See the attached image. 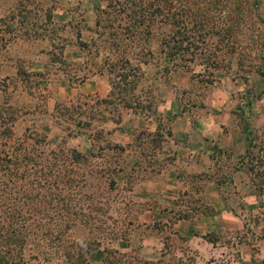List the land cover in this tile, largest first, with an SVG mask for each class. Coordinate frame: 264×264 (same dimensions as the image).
<instances>
[{
	"label": "rangeland",
	"instance_id": "374dc122",
	"mask_svg": "<svg viewBox=\"0 0 264 264\" xmlns=\"http://www.w3.org/2000/svg\"><path fill=\"white\" fill-rule=\"evenodd\" d=\"M104 8L105 3L102 0H0V22L9 21L12 29L21 30L20 24L23 21L25 22L23 33L33 26L45 29L39 31L44 35L43 38L36 39L34 34L29 37L21 36L1 52L0 118L2 117L5 123L13 122L15 140L32 135L46 141L49 151L66 147L89 158V162L87 164L83 162L79 168L80 175L86 176V191L94 194V197L92 196V200L84 199L83 202H79L84 205L85 217L72 228L66 240L68 238L73 242H86L85 246L88 248L86 258L89 264H249L253 260L246 258L249 255L245 250L255 246V251L264 246V203L250 204L252 195L264 199V76L259 71V66L264 70V54L257 51L254 55H246L244 67L238 64V62L241 64L240 56L230 55L223 68L214 73L211 71V74L204 71L205 68L200 67L198 62L195 64L194 72L180 69L163 77L154 85L155 68L153 66L146 68L151 79L150 85H153L150 101L155 107L152 112H147L141 117L148 116L160 120L161 131L157 135L159 138L153 141L145 136L146 133L140 135L141 143L138 142L136 145L141 148V153L146 159L142 161V169L147 165L151 169L154 167V164L147 160L155 155V147L168 136L174 119L169 116L158 117L157 108L161 100L158 89L161 86L167 90H174L184 110L189 112L212 103L213 97L233 96L232 130L236 134L244 135L249 141L248 156L241 162V165L246 167V180L249 183L241 190H234L235 186L232 185L226 194L229 209L244 216L245 230L233 238L219 240L217 237H211L210 241L217 247L214 256L206 249V242L209 240L192 243L190 238L176 234L174 215H169L167 222L156 224H142L137 221L138 214L149 208L142 206V203L134 198L131 185L124 191L120 190L118 180L122 175L119 172L121 168L126 167L124 153L113 150L117 145L111 141V131L114 127L112 115L106 107L97 108L94 103L95 100L109 98V95L105 97V91L109 94L111 91L109 80L105 77L106 82L100 80L99 87L103 90L101 95L73 94L69 87V79L62 72L71 73V68L57 63L51 64V55L57 53L53 44L58 46L62 44L65 45L64 58L73 68L81 69L85 66V53L80 47V42L91 43L92 40H97L95 24L98 14ZM50 15L53 21L48 22ZM11 18L16 21H11ZM257 29L263 34L264 39V25L260 23ZM39 60L48 62L47 71H34L39 66ZM102 60L99 58L97 62ZM248 63L257 64L258 67L251 69ZM21 71L31 74L50 72V84L46 78L21 77ZM87 97L93 108L88 107L85 110L87 116L81 120L91 123L92 128L77 131L73 127L70 128V132L67 131L69 126L58 120L56 108L71 101L86 100ZM8 106L15 111L12 116L18 117L15 121L9 118L12 113L7 109ZM127 115L134 114L124 115L123 122ZM4 121H0V134L5 128L2 123ZM1 136L0 159L5 153L11 155L10 147L13 146L11 143L7 147L5 145L7 139ZM140 159L143 160L141 157ZM125 169L127 171V168ZM128 172L123 175H129L130 184H135L142 177L150 175L143 174L142 170ZM28 177L34 179L33 175ZM27 182L28 179L20 181V185ZM242 182L244 183V180ZM44 192L42 195H49L45 190ZM200 193L198 191V195ZM42 200L49 202L44 196ZM191 202L193 196L183 197L179 204L183 209L175 210L176 217L192 215L191 211L196 209ZM208 212L210 210L200 209L199 213ZM46 214L51 216L52 213L43 212L42 216ZM57 215L65 216L66 213ZM33 216L39 218L41 215L35 213ZM56 230L57 227L52 226V231ZM147 240L156 243L158 253L155 256L143 257L141 250ZM249 250L253 251L250 248ZM43 252L45 251L41 245L34 251L27 249L26 262L44 264L42 258L39 261L31 260L32 254L40 255Z\"/></svg>",
	"mask_w": 264,
	"mask_h": 264
},
{
	"label": "trees",
	"instance_id": "16d2710c",
	"mask_svg": "<svg viewBox=\"0 0 264 264\" xmlns=\"http://www.w3.org/2000/svg\"><path fill=\"white\" fill-rule=\"evenodd\" d=\"M102 1L105 8L95 24L97 40L80 42L85 66L73 68L64 58L62 44H53L57 53L51 55V64L71 68V73L62 72L75 89L94 77L107 78L111 86L109 98L94 103L97 108L106 107L117 126L123 123L126 114L145 116L152 112L153 85L173 72L180 69L194 72L195 64L200 62L199 66L211 74L222 69L230 55L240 56L238 64L244 67L246 55L257 51L264 54L263 34L257 29L260 23L264 25V0ZM48 18V22L53 21L52 15ZM9 25V21L0 22V54L21 36L44 37L39 32L45 30L43 27L33 26L23 33L25 22H21V30ZM99 58L102 62H97ZM248 64L251 69L258 67ZM150 66L155 68L153 85L146 70ZM259 71L264 76L260 66ZM20 76L46 78L50 84L51 73L21 71ZM88 98L56 108L58 120L69 126L67 131L73 127L77 131L92 128L91 123L81 120L87 116L85 110L93 108ZM7 109L12 113L10 119H18L12 116L15 111L11 106ZM0 121H4L2 117ZM7 122H2L5 128L0 135L7 139V147L11 143L13 146L11 155L5 153L0 159V264H28L26 250H37L38 245L45 252L32 254L33 261L42 258L44 264H89L86 242L66 240L72 228L85 217L84 205L79 202L94 197L86 191V176L80 175L79 168L89 158L66 147L49 151L46 141L32 135L15 140L13 122ZM113 150L126 151L120 146H114ZM32 175L31 180L28 176ZM26 179L27 184L20 185ZM44 190L48 196L42 195ZM43 196L49 202L42 200ZM43 212L52 214L42 216ZM35 213L41 216L35 218ZM52 226L57 230L52 231Z\"/></svg>",
	"mask_w": 264,
	"mask_h": 264
},
{
	"label": "crops",
	"instance_id": "0c3cea01",
	"mask_svg": "<svg viewBox=\"0 0 264 264\" xmlns=\"http://www.w3.org/2000/svg\"><path fill=\"white\" fill-rule=\"evenodd\" d=\"M38 62L39 66L34 71H47L48 62ZM100 80L106 82L104 77L97 76L77 89L70 85L69 87L73 94L101 95L103 90L99 87ZM164 88L166 87L161 86L158 89L161 99L157 108L158 117L169 116L174 119L169 129L171 137L166 136L160 145L155 147V155L147 160L154 164L152 169L148 165L144 169L141 168L142 161L146 159L136 144L141 143L139 138L143 133L147 134L145 136L149 140L158 139L157 135L161 131L160 120L154 117L127 115L121 125L113 123L111 141L126 149L123 159L127 171L125 168L120 169L119 174L122 176L118 185L122 191L131 185L134 198L140 201L142 206L149 208L138 214L139 223L167 222V217L174 215L176 234L190 238L192 243L209 240L206 242V249L215 256L217 247L210 241L211 237H217L219 240L233 238L245 230L244 216L229 209L226 192L232 185L235 186L234 190H241L249 183L246 180V167L241 165L243 159L248 156L249 141L244 135L236 134L232 130L233 96L213 97L212 103L189 112L184 110L174 90ZM108 95L109 92L105 91V97ZM141 170L143 174L149 173L150 177L147 175L137 183L130 184L128 171L134 173ZM125 172H128V177L123 175ZM198 191L201 192L199 195ZM190 196H193L191 205L196 211H191L193 214L187 217H176L175 210H179L181 199ZM261 202L264 203V199L253 195L250 198V204L258 205ZM200 209L210 212L199 213ZM254 247L250 246L245 250L249 255L246 258L253 260L249 264H262L264 246L255 251ZM141 251L143 257L155 256L158 253L156 243L150 240L145 241Z\"/></svg>",
	"mask_w": 264,
	"mask_h": 264
}]
</instances>
